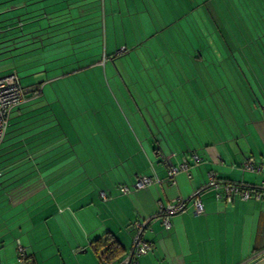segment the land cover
<instances>
[{
  "label": "crops",
  "instance_id": "crops-1",
  "mask_svg": "<svg viewBox=\"0 0 264 264\" xmlns=\"http://www.w3.org/2000/svg\"><path fill=\"white\" fill-rule=\"evenodd\" d=\"M61 1L70 6V0ZM58 2L0 0V13L13 12L18 23L35 15L38 23L47 16L45 10H56ZM216 22L218 27L224 26L223 22L229 27L235 25L230 19ZM72 24L75 22L67 26ZM210 40L214 44L227 42L230 47L234 37L213 34ZM201 41L198 34L179 41L187 50L183 53L186 65L180 67L186 79L179 83L181 86L177 83L167 89V99L159 96L163 103L158 100L156 106L158 111L166 108L161 110L165 122H154L150 132L155 142L139 140L150 138L140 121L136 126L131 124L141 144L135 153L124 146V136L119 131H112V137L121 142L110 166L108 161L102 162L100 144L90 141L108 128L107 119H91L93 124H101L94 127L95 131L83 117L84 129L78 131L72 128L75 125L59 99L37 98L41 92L28 93L25 101L12 110L0 144V259L9 264L10 248L15 254L18 238L34 264L48 263L43 262L47 258L44 256H54L55 264H99V253H95L90 241L110 234L123 251H128L133 223L147 220L143 237L154 246L139 257L138 264H264V203L239 198L230 203L216 200L215 190L206 186L208 172H213L218 181L252 189L264 185V70L254 62L252 65L249 52H245L243 63L238 52L233 51L240 61L236 66L232 53L227 51H194ZM226 53L224 59L228 62L223 59ZM10 72L14 71L7 73ZM127 134L136 144L133 135ZM103 146L107 150L105 143ZM193 153L199 155L198 163ZM250 156L261 165V171L242 168V162ZM182 158L186 159L187 169L169 177L168 164H178ZM61 171L69 172L64 178L68 194L60 193L66 198L59 195V187L64 185L59 179ZM140 174L156 175L161 181L135 189L131 184ZM121 184H126L129 191L123 192ZM197 190L204 211L193 214L189 202L185 209L171 215V228L164 230L157 215L158 202L189 197ZM66 218L74 229H60ZM48 221L56 226L47 230L49 237L41 234V226ZM88 248L93 257L76 255V251L84 253ZM71 254L74 259H70Z\"/></svg>",
  "mask_w": 264,
  "mask_h": 264
},
{
  "label": "rangeland",
  "instance_id": "rangeland-1",
  "mask_svg": "<svg viewBox=\"0 0 264 264\" xmlns=\"http://www.w3.org/2000/svg\"><path fill=\"white\" fill-rule=\"evenodd\" d=\"M73 1L70 0L68 6L59 0L56 10H45L47 16L38 23H35L36 17L18 23L13 12L0 13V75L17 72L23 85L39 88L37 93L41 95L37 98L59 99L75 125L72 128L78 131L84 129L83 117L93 128L101 124H93L91 119L96 116L107 119L110 129L99 134L95 132L96 138L90 141L100 144L98 152L102 150V162L108 161L110 166L117 158L116 150L121 142L112 137V131H119L124 136V146L135 153L136 149H141L139 140L143 143L154 141L150 132L154 122H165L161 110L166 108L158 111L156 104L163 103L161 98L167 99L170 86L185 82L184 70L180 67L186 65L183 53L187 50L179 41L197 31L189 27L196 28L195 22L202 21V0ZM248 12H244L249 15L245 19H257L254 10ZM73 22L76 27L67 26ZM30 24L36 25L31 27ZM187 48L191 49L189 44ZM137 121L148 131V140H136L131 124L136 126ZM127 132L133 135L136 144L131 142ZM101 135L107 138H99ZM59 173L60 182L64 184L59 187L60 195L68 191L64 178L69 172ZM103 174L106 176V172ZM60 197L66 198V195ZM50 223L41 226V234L47 237L50 233L47 230L56 227ZM70 227L74 229L68 219L60 223L63 231ZM13 250L11 247L9 264H21ZM76 252L77 256L93 257L90 248L84 253ZM72 255L70 259H74ZM44 257H47L43 259L48 262L46 264H55L54 256Z\"/></svg>",
  "mask_w": 264,
  "mask_h": 264
},
{
  "label": "built area",
  "instance_id": "built-area-1",
  "mask_svg": "<svg viewBox=\"0 0 264 264\" xmlns=\"http://www.w3.org/2000/svg\"><path fill=\"white\" fill-rule=\"evenodd\" d=\"M39 88L36 86H25L21 83L20 77L17 72H10L0 75V144L2 143L7 128L9 126L10 114L14 108L23 103L28 93H37ZM262 113H264V104L261 106ZM193 160L198 163L200 157L198 154H192ZM245 170L261 171L262 167L256 163L252 156L245 159L242 164ZM186 159L178 164H168L167 172L169 177H174L179 171L186 170ZM1 174V169H0ZM153 181H161L156 175H138L131 186L135 189L147 187ZM206 186L215 190L214 197L216 200H224L227 203L232 202L235 198L242 200H257L264 203V185L261 188L252 189L240 183L229 181H218L213 172H208V181ZM123 192L129 191L126 184L119 185ZM104 198V193L101 192ZM191 202L193 206V214L198 215L204 211L203 202L198 195V190L193 192L189 197H174L171 200L157 204V215L159 216L162 228L169 230L171 228V215L182 211L186 208L187 204ZM147 225V220L135 221L132 225L134 234L132 236V246L128 251L114 262H109L105 257H101L99 264H138L140 256L149 253L153 249V242L143 237L144 229ZM92 241L89 242L91 245ZM15 250L17 259L21 264H34L33 260L27 257L26 248L22 245L18 238L15 239Z\"/></svg>",
  "mask_w": 264,
  "mask_h": 264
},
{
  "label": "trees",
  "instance_id": "trees-1",
  "mask_svg": "<svg viewBox=\"0 0 264 264\" xmlns=\"http://www.w3.org/2000/svg\"><path fill=\"white\" fill-rule=\"evenodd\" d=\"M200 3L202 10L200 17L202 21L200 22L199 20V24L195 22L196 28L191 25L189 28L197 30L192 35L198 34L202 36V41L200 42L201 45L193 50L209 53H213L214 51H227V53H232V62L236 66H240L239 59L243 63L245 62V52H249L252 60H247H251L252 65H254V62L257 67L264 70V0H202ZM248 10L250 11L248 13L254 10L257 19H245L249 16L246 15ZM32 17L36 16L33 15ZM217 19H230L234 21L235 25L234 27H229L223 22L224 26L218 27ZM213 34L234 37V41L231 42L234 48L229 44L230 48L227 42H221L219 44L212 43L210 37ZM233 51L238 52L239 59L233 54ZM227 53L223 59L227 57ZM224 62L228 61L225 60ZM91 246L96 254L99 253L97 255L99 256V261L103 256L109 262H114L125 252L110 234H105L93 240Z\"/></svg>",
  "mask_w": 264,
  "mask_h": 264
}]
</instances>
